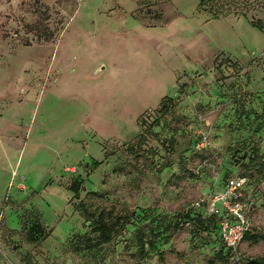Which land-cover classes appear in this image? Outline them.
<instances>
[{
	"label": "rangeland",
	"instance_id": "1",
	"mask_svg": "<svg viewBox=\"0 0 264 264\" xmlns=\"http://www.w3.org/2000/svg\"><path fill=\"white\" fill-rule=\"evenodd\" d=\"M261 156L264 0H0V264H222L196 216L236 175L264 264Z\"/></svg>",
	"mask_w": 264,
	"mask_h": 264
},
{
	"label": "built area",
	"instance_id": "2",
	"mask_svg": "<svg viewBox=\"0 0 264 264\" xmlns=\"http://www.w3.org/2000/svg\"><path fill=\"white\" fill-rule=\"evenodd\" d=\"M246 181L244 175L228 177L206 201V214L214 216L218 226L219 250L224 251L222 264H241L237 247L249 230L251 208L245 193Z\"/></svg>",
	"mask_w": 264,
	"mask_h": 264
},
{
	"label": "trees",
	"instance_id": "3",
	"mask_svg": "<svg viewBox=\"0 0 264 264\" xmlns=\"http://www.w3.org/2000/svg\"><path fill=\"white\" fill-rule=\"evenodd\" d=\"M172 99L168 98V97H164L163 98V102L160 104L158 111H166L168 109V104L167 101L170 102ZM158 120L159 117H156L153 119V121L151 123H149V125H158ZM143 122V121H142ZM144 124L145 121L143 122ZM257 154V153H256ZM256 171L258 173H261L264 175V156L260 157V160H258L257 165H256ZM246 176V175H244ZM81 209V208H79ZM83 214H84V220L85 223L87 225V223L89 224V227L91 228L92 231L97 233V236L99 238V241L101 243H105L108 242V240L110 241L113 235H116L117 233H119L124 227L125 225H128L131 223V220L127 218L126 214L123 215H118L113 217L112 219L115 220L114 222L109 221L108 219H106L105 216H103V214H99V215H95L93 212L90 211H83L82 209L80 210ZM196 220L198 221V223L201 224V226H205L206 228L211 224L213 227V231L217 232L218 234V226L216 224V220L215 217L212 215H197L196 216ZM118 225L123 226V228L119 227L115 233V228L116 226L118 227ZM119 230V231H118ZM258 237L259 235H251L249 233V230L245 233L244 238L243 239H249L251 240L253 243L258 241ZM142 238H140L141 240ZM151 245L153 246V241L151 242V240H146L145 242H141V246L143 247L145 244ZM224 251L221 249L219 251H217L216 255H215V259L219 260V261H223L224 260ZM241 264H263L261 262L260 259H251L248 260L244 263Z\"/></svg>",
	"mask_w": 264,
	"mask_h": 264
},
{
	"label": "water",
	"instance_id": "4",
	"mask_svg": "<svg viewBox=\"0 0 264 264\" xmlns=\"http://www.w3.org/2000/svg\"><path fill=\"white\" fill-rule=\"evenodd\" d=\"M102 69H104V66L103 65L100 68H98V70H102Z\"/></svg>",
	"mask_w": 264,
	"mask_h": 264
}]
</instances>
